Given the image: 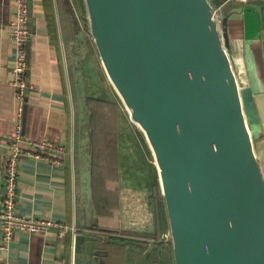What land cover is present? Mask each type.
I'll return each instance as SVG.
<instances>
[{
    "label": "water",
    "instance_id": "water-1",
    "mask_svg": "<svg viewBox=\"0 0 264 264\" xmlns=\"http://www.w3.org/2000/svg\"><path fill=\"white\" fill-rule=\"evenodd\" d=\"M85 2L106 76L154 160L175 264H264V172L227 21L211 0ZM74 65L82 200L96 215L87 84L80 57ZM102 238L78 236L76 264H90Z\"/></svg>",
    "mask_w": 264,
    "mask_h": 264
},
{
    "label": "crops",
    "instance_id": "crops-1",
    "mask_svg": "<svg viewBox=\"0 0 264 264\" xmlns=\"http://www.w3.org/2000/svg\"><path fill=\"white\" fill-rule=\"evenodd\" d=\"M211 2L221 8V16L227 21L229 53L264 172V0L247 4L229 0ZM30 10L28 93L22 102L16 98L12 85L15 47L10 30L16 14L15 1L0 0V213L8 146L15 137L19 107L23 104L26 105L23 135L61 143L67 147V155L60 164L31 158L20 160L17 213L27 220L61 223L66 231L52 228L36 235L16 232L9 248L2 250L0 228V264H76L77 238L88 232L104 238L95 242L90 264H109L99 258L107 240L117 243L109 253L121 251L123 260L112 264H169L166 256L168 251L174 256V251L167 211L164 213L162 209L160 218L154 220L153 231L133 233L139 240L123 244L100 233H110L105 220L101 224L98 211L94 215L83 204L77 151L80 119L76 57L82 61L89 100H102L105 94L110 97L114 90L90 34L85 0H30ZM81 30L85 40L79 39L77 43L76 34ZM97 91L101 92L98 96ZM119 139L117 135L118 142ZM148 164L153 180L157 171L152 162ZM108 220L109 227L120 226L118 210Z\"/></svg>",
    "mask_w": 264,
    "mask_h": 264
},
{
    "label": "built area",
    "instance_id": "built-area-1",
    "mask_svg": "<svg viewBox=\"0 0 264 264\" xmlns=\"http://www.w3.org/2000/svg\"><path fill=\"white\" fill-rule=\"evenodd\" d=\"M15 1V18L11 24V36L15 47V61L12 67V85L16 98L24 101L28 91L29 45L32 39L30 0ZM247 4L252 0H229ZM215 14L221 16V8L214 7ZM23 104L19 107L15 124V137L9 144V152L4 167V196L0 213L1 249L7 250L16 232L29 235L44 234L49 229L66 231V227L52 220H27L17 213L20 160L31 158L54 164L63 162L67 147L49 139L37 140L23 135Z\"/></svg>",
    "mask_w": 264,
    "mask_h": 264
},
{
    "label": "rangeland",
    "instance_id": "rangeland-1",
    "mask_svg": "<svg viewBox=\"0 0 264 264\" xmlns=\"http://www.w3.org/2000/svg\"><path fill=\"white\" fill-rule=\"evenodd\" d=\"M99 93L101 94V92L97 91V96ZM105 95L101 97L102 100L91 101L92 108H97L96 103L98 102L96 101L107 102V104L117 107V111H115L117 119L115 129H117L116 132L120 135L119 145L118 148H116L118 152L117 179L119 184L117 210L121 218L120 226L107 227L106 229L110 232L107 233L109 238L120 240V243L125 244L129 241L139 240V237H136L133 233L153 231L154 220L160 218L161 211L158 209L157 202L153 199L154 191L153 183L151 182L153 176L148 162L152 161L154 164V160L152 159L146 140L142 137L141 130L130 122L129 115L125 108H123L115 91L113 90V94L110 97H107V94ZM112 109L113 108L107 109V112L111 114ZM90 113L93 152L95 153L98 150V147L95 145L97 139H94L93 136L95 133L93 126L96 125V121L93 122V113L91 109ZM112 124L114 125V123ZM115 151V146L113 145L110 153L113 154ZM153 179L156 181L159 179L156 173ZM118 231L124 233H120L119 235L117 233ZM105 244L106 245L103 246L104 250L100 252L99 258H102L104 262L108 260L109 264H112L114 261L120 262V260H122L120 258L121 251L112 254L109 253L114 249L117 243H110V241L107 240Z\"/></svg>",
    "mask_w": 264,
    "mask_h": 264
},
{
    "label": "trees",
    "instance_id": "trees-1",
    "mask_svg": "<svg viewBox=\"0 0 264 264\" xmlns=\"http://www.w3.org/2000/svg\"><path fill=\"white\" fill-rule=\"evenodd\" d=\"M72 11L69 12V30L71 31V21H73ZM71 20V21H70ZM96 107L92 108V101L89 100V106L93 113V122L96 121L94 128V139H97L95 145L98 147L97 152L93 155V185H94V200L95 207L100 217V223L105 220L106 228L109 227L111 221L108 220L109 216L112 217L113 213L117 211L118 201V163H117V119L115 111L117 107L107 104V102L96 101ZM113 108L112 113L109 114L107 109ZM115 109V110H114ZM99 117V118H98ZM114 123V125L112 124ZM99 128V129H98ZM113 145L115 146V152L110 153ZM110 157V158H109ZM150 166V165H149ZM153 191L155 194V200L157 202L160 211L164 209L166 212V206L164 198L161 194V189L158 180H152ZM167 214V212H166ZM102 234L107 235V232L99 231ZM162 249L165 250V246L162 244ZM166 261L169 264H175L174 256H170L168 251Z\"/></svg>",
    "mask_w": 264,
    "mask_h": 264
}]
</instances>
